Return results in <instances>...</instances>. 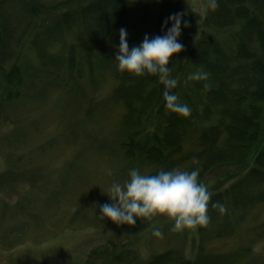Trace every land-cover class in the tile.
<instances>
[{"label": "trees", "instance_id": "obj_1", "mask_svg": "<svg viewBox=\"0 0 264 264\" xmlns=\"http://www.w3.org/2000/svg\"><path fill=\"white\" fill-rule=\"evenodd\" d=\"M177 12L184 47L169 59L170 75L178 81L171 91L190 106L187 117L166 108L165 86L157 75L121 72L115 60L121 27L131 48L146 33L163 35V21ZM197 28L202 35L190 44ZM27 51L35 53L38 67ZM200 69L208 73L205 80L187 79ZM101 70L110 71L114 80L105 104L121 108L116 131L125 157L134 166L151 167L148 174L199 168V179L209 185L210 221L195 228L199 252L204 242L233 235L242 214L264 203V0H218L204 19L187 0H0V115H8L9 102L38 89L79 97L84 94L80 80L87 75L96 85ZM23 84L26 92L20 90ZM92 104L87 115L94 112ZM215 201L225 206L224 213L211 206ZM98 259L106 264L211 261L208 256L200 262L188 259L179 248L142 261L112 241L94 247L87 264ZM224 261L230 264L229 257Z\"/></svg>", "mask_w": 264, "mask_h": 264}, {"label": "rangeland", "instance_id": "obj_2", "mask_svg": "<svg viewBox=\"0 0 264 264\" xmlns=\"http://www.w3.org/2000/svg\"><path fill=\"white\" fill-rule=\"evenodd\" d=\"M187 1L204 19L207 0ZM214 33L227 37L223 31ZM201 35L199 28L194 30L190 44ZM26 56L38 67L34 52ZM79 86L84 92L79 97L57 88L38 89L9 102L8 115H0V264H87L94 247L111 241L123 243L142 261L179 248L191 260L208 256L209 264H227L228 257L230 264H264L259 234L264 203L242 214L233 235L204 242L203 253L195 229L173 231V221L163 215L152 221L137 218L134 225L98 216L99 206L111 202L105 192L113 182L124 183L132 168L148 174L151 167L134 166L118 142L121 108L105 104L115 86L110 71L101 70L96 85L85 75ZM91 103L94 112L87 115ZM154 226L162 237L152 234Z\"/></svg>", "mask_w": 264, "mask_h": 264}, {"label": "clouds", "instance_id": "obj_3", "mask_svg": "<svg viewBox=\"0 0 264 264\" xmlns=\"http://www.w3.org/2000/svg\"><path fill=\"white\" fill-rule=\"evenodd\" d=\"M218 0H207V9L215 10ZM171 22V26L167 25ZM182 14L177 12L168 16L162 23L163 35L145 34L140 44L131 48L128 43V32L119 29V45L115 55L117 68L121 72H129L137 76L157 75L163 83L165 106L172 112L185 117L190 115L191 108L171 91L177 87L178 81L170 75L169 59L179 53L184 45L178 39L181 35ZM184 27L188 26L186 20ZM208 73L203 69L190 73L189 80H205ZM199 168L192 170L160 169L155 174H143L138 168L129 170V179L124 183L113 182L108 194L111 202L100 205L98 216L111 219L117 224L134 225L137 218L152 221L153 217L163 215L173 221L172 230L195 229L205 226L210 221L209 202L213 193L209 185L199 179ZM210 183V182H209ZM213 208L220 213L226 211L219 201L212 202ZM152 234L162 237L160 227L154 226ZM255 251H261L260 248Z\"/></svg>", "mask_w": 264, "mask_h": 264}]
</instances>
